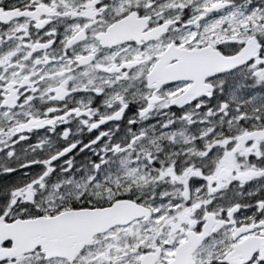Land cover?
Masks as SVG:
<instances>
[{
	"label": "snow or ice",
	"instance_id": "obj_1",
	"mask_svg": "<svg viewBox=\"0 0 264 264\" xmlns=\"http://www.w3.org/2000/svg\"><path fill=\"white\" fill-rule=\"evenodd\" d=\"M0 264H264V0H0Z\"/></svg>",
	"mask_w": 264,
	"mask_h": 264
}]
</instances>
